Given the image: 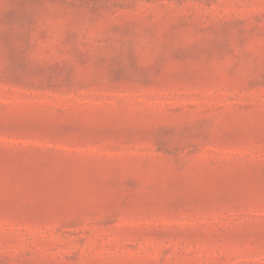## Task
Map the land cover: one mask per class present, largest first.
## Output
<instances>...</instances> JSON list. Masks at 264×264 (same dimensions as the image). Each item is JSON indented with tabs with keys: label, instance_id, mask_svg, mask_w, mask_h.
<instances>
[{
	"label": "rangeland",
	"instance_id": "obj_1",
	"mask_svg": "<svg viewBox=\"0 0 264 264\" xmlns=\"http://www.w3.org/2000/svg\"><path fill=\"white\" fill-rule=\"evenodd\" d=\"M0 264H264V0H0Z\"/></svg>",
	"mask_w": 264,
	"mask_h": 264
}]
</instances>
